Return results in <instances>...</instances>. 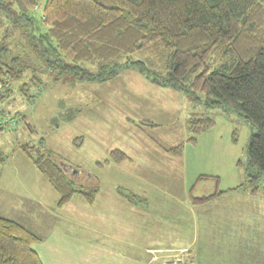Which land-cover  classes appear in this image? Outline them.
Returning a JSON list of instances; mask_svg holds the SVG:
<instances>
[{"label": "trees", "instance_id": "16d2710c", "mask_svg": "<svg viewBox=\"0 0 264 264\" xmlns=\"http://www.w3.org/2000/svg\"><path fill=\"white\" fill-rule=\"evenodd\" d=\"M106 1L0 0V133L20 120L3 105L15 91L31 99L47 77L101 84L133 69L207 111H232L249 122L245 181L231 190L264 193V0ZM214 125L210 116L189 119L188 142ZM22 151L59 194V206L75 195L93 203L95 191L60 156L29 144ZM166 152L181 157L183 143ZM110 155L106 164L128 158L120 150ZM39 240L0 217V264H43L33 249Z\"/></svg>", "mask_w": 264, "mask_h": 264}, {"label": "rangeland", "instance_id": "374dc122", "mask_svg": "<svg viewBox=\"0 0 264 264\" xmlns=\"http://www.w3.org/2000/svg\"><path fill=\"white\" fill-rule=\"evenodd\" d=\"M45 81V88L37 96L28 99L15 91L3 103L8 115H16L20 120L13 130L0 133V217L21 221L22 210H29L36 202L32 200L39 196L51 200L54 197L50 186L44 184L42 176L22 151L26 144L41 147L45 152L54 151L64 160L63 165L70 174L75 171L103 177V193L107 194L115 185L112 179L121 178L126 183L136 180L130 172H138L136 163L139 164L145 151L169 146L171 140L178 141L179 138L183 143L188 142L187 120L210 116L215 119L213 132L204 135V140L209 139L200 149L189 148L185 172L183 167L181 172L178 166L171 168L168 164L162 172L169 176L158 173V184L168 188L160 190V196L164 203L174 202L181 211L186 209L188 200L194 206L191 222L197 220L198 226L197 233H190L186 243L191 250L187 255L192 256L189 264H264V193L252 194L250 188H241L240 192L231 190L238 185H228L227 180L233 173H238L242 178L239 185L245 181L246 147L254 132L249 122L232 111H207L203 104L195 102L186 93L154 86L133 69L101 84L54 81L53 77H47ZM124 99H127V105ZM131 101L138 102L137 116L129 110ZM125 111L134 116L135 123L119 122V118L124 119ZM126 125L130 127L127 131ZM104 127L106 132H103ZM215 142L222 148L231 147L225 150L226 164L216 161L223 152L214 149ZM118 148L122 152L126 150L135 159L132 163L120 162L125 167L120 174H116L120 170L115 162H110L104 169L97 166L96 156L110 160L108 151ZM156 157L160 158L159 162L166 160L164 153ZM74 167L76 169L72 171ZM179 170L183 174V183ZM203 172H217L219 180L215 177L198 182L197 176ZM188 179L191 182L189 189ZM128 188L132 189V185ZM223 188L227 191L223 196L217 195L205 203H193L194 198L210 196ZM192 211L196 212L197 219ZM134 213L136 211L129 209L120 210L113 221L123 222L122 217L126 216L132 221ZM83 222L79 219L73 226L77 228L75 232L85 233V226H81ZM135 229L132 230L133 237ZM120 236L126 242L131 241L128 237L132 238L123 232ZM124 252L128 254L129 251L124 249ZM185 255H178L179 259H185ZM153 264H162V261Z\"/></svg>", "mask_w": 264, "mask_h": 264}, {"label": "crops", "instance_id": "0c3cea01", "mask_svg": "<svg viewBox=\"0 0 264 264\" xmlns=\"http://www.w3.org/2000/svg\"><path fill=\"white\" fill-rule=\"evenodd\" d=\"M151 84L158 87V85ZM124 102L127 105V99H124ZM107 103H110V101L108 100ZM137 103V101H131L129 104V110L134 112L135 116L139 112L136 108ZM132 108L134 111H131ZM132 117L134 116L126 113L124 119L122 117L119 118V122L123 124L126 121L127 123H135ZM188 121L189 119L186 123L187 129ZM127 128L130 127L126 125V131ZM105 129L106 127H104L103 132L107 131ZM103 132L99 131L102 135ZM208 132L213 131L210 129L201 133L194 145L189 142L183 143V140L179 138L178 141L171 140L169 146H162L160 149L155 148V150L150 148L149 151H145L144 156L138 160L139 164L136 163L138 172H130L136 180H132L133 183H126L121 178L112 179V183L115 185L107 194L103 193L105 182L103 177L101 179L89 173L86 175L80 172L76 173L74 171L76 167H74L72 169L74 172L71 175L75 178L84 175L86 189L95 191L94 201L91 205L78 196H74L63 206H59V194L33 165L42 176L44 184L50 186L49 188L53 191L54 197L52 200L47 199L45 196L35 198L32 200L36 201L33 202V207L27 211L22 210L21 221L10 220L22 224L40 239L39 242L33 245V249L43 264H153L156 261H162V264H189L192 262V256L187 255L191 250L189 249V244L186 243L190 240V233H197L196 228L198 226L197 220L194 223L191 222L190 213L191 210H194V206L188 200L185 205L186 209L181 211L175 206L174 202L164 203L159 191H166L168 188L158 184L157 177L158 173L165 177L169 176L166 172H162V170L167 168L168 164H170L171 168H174V165L178 166L181 172L183 167V172H185L184 166H186L190 158L189 148L193 147L196 151L205 145L209 138L204 140V135ZM168 136L171 139V135ZM181 143H183L184 153L181 159L180 157L174 158L166 152L167 149ZM214 149L224 153L219 159L216 158V161L219 160L226 164L227 152L225 150H230L231 147L222 148L216 143ZM111 151H108V153L110 154ZM124 152L127 154L126 150ZM163 153L166 156V160L161 159L162 162H159L160 158L156 156H161ZM95 159V163L100 168L104 169L107 165L110 166V163H105L107 161L105 157L96 156ZM134 160L128 155V158L122 163H132ZM122 163H116L118 170H120L116 174H120L121 170L125 168ZM157 166L159 168H156ZM219 175L217 172H203L198 174V182L215 177L218 178ZM180 178L183 183V174ZM195 178L196 176L193 177V181ZM241 179L238 173H233L227 179L228 185H239ZM129 185H132V189L128 188ZM190 185L191 182L188 179V189ZM238 191L240 192V190ZM217 192H220L219 195L223 196L222 194L227 191L223 188ZM74 198L79 199V201ZM172 199H174V196ZM124 209L136 211L134 219L130 221L126 216L122 217L123 222L113 221L115 214ZM192 212L194 218L197 219L196 212ZM161 218L163 221H160ZM79 219L84 221L81 226H85V233L74 231L77 228L73 226L77 225ZM133 228H136L134 237L132 236ZM121 229L123 230L119 232ZM122 232L126 236L128 234L132 236V238H127L131 239V241L126 242L123 236H120ZM124 249L129 251L128 254L124 252ZM183 252H185L183 255L186 254V258L179 259L178 255L183 256L181 255ZM146 258L149 259L146 260Z\"/></svg>", "mask_w": 264, "mask_h": 264}]
</instances>
